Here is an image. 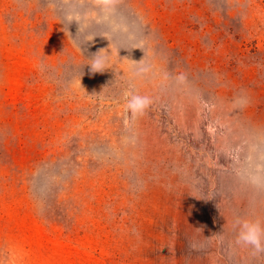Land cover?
I'll list each match as a JSON object with an SVG mask.
<instances>
[{
	"label": "rangeland",
	"instance_id": "374dc122",
	"mask_svg": "<svg viewBox=\"0 0 264 264\" xmlns=\"http://www.w3.org/2000/svg\"><path fill=\"white\" fill-rule=\"evenodd\" d=\"M254 175L264 0H0V264H264Z\"/></svg>",
	"mask_w": 264,
	"mask_h": 264
},
{
	"label": "clouds",
	"instance_id": "9594fccd",
	"mask_svg": "<svg viewBox=\"0 0 264 264\" xmlns=\"http://www.w3.org/2000/svg\"><path fill=\"white\" fill-rule=\"evenodd\" d=\"M98 6L107 8L115 3V0H95ZM67 19L79 22V32L82 30L79 18H74L72 15L67 16ZM94 37L92 38V40ZM109 57L107 55L100 56L99 52L92 58L90 63L93 72H102ZM127 110L131 113L133 118L144 114L145 110L151 105L152 99L147 95H140L136 93H126ZM252 184L260 186L264 185V176L254 175L250 177ZM235 227L238 229L235 242L237 245L247 247L252 250L254 254L264 253V219L261 218H237L235 220Z\"/></svg>",
	"mask_w": 264,
	"mask_h": 264
}]
</instances>
